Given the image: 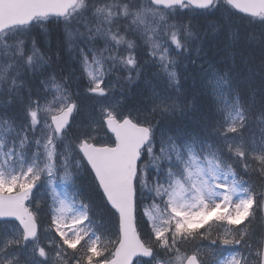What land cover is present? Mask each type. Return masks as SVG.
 Returning <instances> with one entry per match:
<instances>
[{
    "label": "snow or ice",
    "instance_id": "obj_1",
    "mask_svg": "<svg viewBox=\"0 0 264 264\" xmlns=\"http://www.w3.org/2000/svg\"><path fill=\"white\" fill-rule=\"evenodd\" d=\"M0 264H264V0H0Z\"/></svg>",
    "mask_w": 264,
    "mask_h": 264
},
{
    "label": "trees",
    "instance_id": "obj_2",
    "mask_svg": "<svg viewBox=\"0 0 264 264\" xmlns=\"http://www.w3.org/2000/svg\"><path fill=\"white\" fill-rule=\"evenodd\" d=\"M55 37H56V42L53 44L54 46H53V48H52V49H54V50L57 49L58 44H59L58 36L54 33V34L52 35V39H55ZM41 43L43 44V41H41Z\"/></svg>",
    "mask_w": 264,
    "mask_h": 264
},
{
    "label": "rangeland",
    "instance_id": "obj_3",
    "mask_svg": "<svg viewBox=\"0 0 264 264\" xmlns=\"http://www.w3.org/2000/svg\"><path fill=\"white\" fill-rule=\"evenodd\" d=\"M41 41H43V38H41ZM56 42V37H55V39H52V37H51V44H52V48H53V44ZM54 50V49H53Z\"/></svg>",
    "mask_w": 264,
    "mask_h": 264
}]
</instances>
